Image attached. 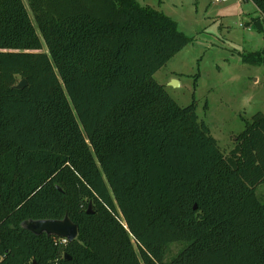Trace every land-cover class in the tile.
Instances as JSON below:
<instances>
[{
    "label": "trees",
    "instance_id": "1",
    "mask_svg": "<svg viewBox=\"0 0 264 264\" xmlns=\"http://www.w3.org/2000/svg\"><path fill=\"white\" fill-rule=\"evenodd\" d=\"M189 40L137 0H0V264H264V113L224 154L153 78Z\"/></svg>",
    "mask_w": 264,
    "mask_h": 264
},
{
    "label": "rangeland",
    "instance_id": "2",
    "mask_svg": "<svg viewBox=\"0 0 264 264\" xmlns=\"http://www.w3.org/2000/svg\"><path fill=\"white\" fill-rule=\"evenodd\" d=\"M137 1L170 16L189 36L153 78L179 105L194 102L198 119L227 154L253 115L264 113V65L242 59L250 52L264 53V30L247 23L258 11L250 0ZM172 79L178 84H170ZM255 192L264 201V183H257ZM185 245H168L164 261Z\"/></svg>",
    "mask_w": 264,
    "mask_h": 264
},
{
    "label": "water",
    "instance_id": "3",
    "mask_svg": "<svg viewBox=\"0 0 264 264\" xmlns=\"http://www.w3.org/2000/svg\"><path fill=\"white\" fill-rule=\"evenodd\" d=\"M170 84L175 86L178 84L176 79H172ZM26 85L25 80H20L15 87L22 88ZM90 212V207L88 208ZM21 226L35 235L45 233L50 236H57L60 238H66L67 241L74 240L78 235V226L65 215L61 219H27L21 223Z\"/></svg>",
    "mask_w": 264,
    "mask_h": 264
},
{
    "label": "built area",
    "instance_id": "4",
    "mask_svg": "<svg viewBox=\"0 0 264 264\" xmlns=\"http://www.w3.org/2000/svg\"><path fill=\"white\" fill-rule=\"evenodd\" d=\"M61 241H62L63 243H66V242H67V239H66V238H61Z\"/></svg>",
    "mask_w": 264,
    "mask_h": 264
}]
</instances>
